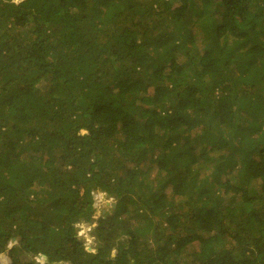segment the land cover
Here are the masks:
<instances>
[{"label":"trees","instance_id":"obj_1","mask_svg":"<svg viewBox=\"0 0 264 264\" xmlns=\"http://www.w3.org/2000/svg\"><path fill=\"white\" fill-rule=\"evenodd\" d=\"M4 254L264 264V0H0Z\"/></svg>","mask_w":264,"mask_h":264},{"label":"rangeland","instance_id":"obj_2","mask_svg":"<svg viewBox=\"0 0 264 264\" xmlns=\"http://www.w3.org/2000/svg\"><path fill=\"white\" fill-rule=\"evenodd\" d=\"M39 82V80L35 83L37 84ZM80 133L83 131H79ZM114 199L112 198H107L104 193L101 192H94V201H93V206H94V212H93V224H96V220L97 218L102 215V214H107L112 212L113 210V203ZM75 228H77V234L80 236V238L82 240L85 241V246L86 249L88 248L91 252H93V254H97L98 250L94 249L95 245L97 246L98 243L96 242V240H94L92 237L93 235H91V231L89 230V225H85L83 223H77L75 224ZM82 232V235H81ZM8 259V256L6 254L1 255V259Z\"/></svg>","mask_w":264,"mask_h":264},{"label":"clouds","instance_id":"obj_3","mask_svg":"<svg viewBox=\"0 0 264 264\" xmlns=\"http://www.w3.org/2000/svg\"><path fill=\"white\" fill-rule=\"evenodd\" d=\"M77 223H83L84 224V221L83 220H79ZM76 223V224H77ZM93 224V222H88L87 221V225H89V230L91 231V228L94 226V225H92ZM75 230H76V232H77V228H75ZM78 235V234H77ZM81 235H82V232H81ZM79 236V235H78ZM80 237V236H79ZM93 239H94V237H92ZM9 245H11V242L9 243ZM94 249H97V246L95 245V248ZM44 256H40V257H37L36 258V260L38 261V262H41V258H43ZM9 259V258H8Z\"/></svg>","mask_w":264,"mask_h":264},{"label":"water","instance_id":"obj_4","mask_svg":"<svg viewBox=\"0 0 264 264\" xmlns=\"http://www.w3.org/2000/svg\"><path fill=\"white\" fill-rule=\"evenodd\" d=\"M104 195L107 197V198H112V199H114V195H112V196H109L108 194H105L104 193ZM113 203V207H114V202H112ZM94 207V206H93ZM92 213V212H91ZM89 217V216H88ZM80 220H83L84 221V224L85 225H87V220L86 219H84V218H80ZM7 246H10V245H7ZM6 250H7V248H6ZM2 264H10V261H9V259H2Z\"/></svg>","mask_w":264,"mask_h":264}]
</instances>
